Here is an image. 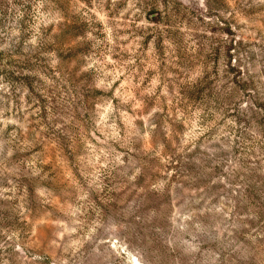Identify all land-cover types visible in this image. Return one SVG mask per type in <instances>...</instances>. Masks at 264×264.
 <instances>
[{"label": "rangeland", "instance_id": "1", "mask_svg": "<svg viewBox=\"0 0 264 264\" xmlns=\"http://www.w3.org/2000/svg\"><path fill=\"white\" fill-rule=\"evenodd\" d=\"M0 264H264V0H0Z\"/></svg>", "mask_w": 264, "mask_h": 264}]
</instances>
